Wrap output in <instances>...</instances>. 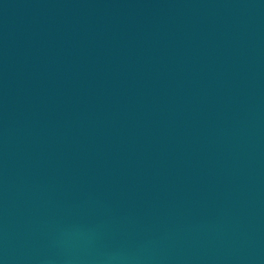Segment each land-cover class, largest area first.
Listing matches in <instances>:
<instances>
[{
	"label": "water",
	"instance_id": "water-1",
	"mask_svg": "<svg viewBox=\"0 0 264 264\" xmlns=\"http://www.w3.org/2000/svg\"><path fill=\"white\" fill-rule=\"evenodd\" d=\"M0 264H264V0H0Z\"/></svg>",
	"mask_w": 264,
	"mask_h": 264
}]
</instances>
